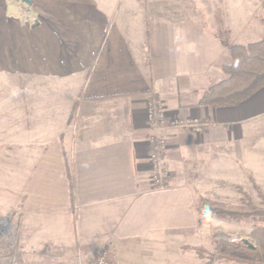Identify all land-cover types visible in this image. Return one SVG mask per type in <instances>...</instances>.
Returning a JSON list of instances; mask_svg holds the SVG:
<instances>
[{
  "label": "crops",
  "instance_id": "obj_1",
  "mask_svg": "<svg viewBox=\"0 0 264 264\" xmlns=\"http://www.w3.org/2000/svg\"><path fill=\"white\" fill-rule=\"evenodd\" d=\"M260 1L162 0L148 40L144 29L107 37L98 19L92 34L76 33L62 55L55 48L58 54L35 66L38 77L31 92L20 93L18 116L0 124L1 167L9 160L4 167L18 181L15 203L0 197L8 206L0 218L11 224L19 264H42L37 260L49 250L72 257L78 249L83 263L106 249L114 264H167L170 241L210 231L204 227L213 218L198 213V196L220 199L249 168H264V86L234 106L191 103L224 77L220 66L230 60L215 35L214 6L225 10L231 39L247 43L263 32V10L248 16L255 3L263 9ZM152 93L166 114L164 186L151 180Z\"/></svg>",
  "mask_w": 264,
  "mask_h": 264
},
{
  "label": "rangeland",
  "instance_id": "obj_2",
  "mask_svg": "<svg viewBox=\"0 0 264 264\" xmlns=\"http://www.w3.org/2000/svg\"><path fill=\"white\" fill-rule=\"evenodd\" d=\"M161 1L30 0V3H27L22 0H0V124L2 126L10 124L12 118L15 119V116H18L17 105L22 99L20 93L25 87L26 90L29 87L31 92L32 81L38 77L35 66L41 69V65H44L43 58L47 62L50 54H58L56 50H60L59 53L62 55L65 47H69V44L64 46L67 39L72 40L73 35L82 31L92 34L91 28L98 26L96 24L98 19L105 23L107 37L118 30L122 32L127 29H131L134 36L143 33V29L144 34L148 29V33L151 35V20L153 21L154 17H162L163 9L159 8ZM252 1L256 2V0ZM255 4L254 9L249 8V18L254 13L259 14L262 11V7H259L258 3ZM152 5L156 7L151 8ZM257 5L258 7H256ZM218 6L222 9L220 5ZM222 11L225 12L224 9ZM84 19L91 24H83ZM83 26L86 29L81 30ZM105 32L103 33L105 34ZM103 47L104 44L100 50ZM55 48L57 49L55 50ZM100 50L99 52H101ZM44 70L41 71L47 76L48 70ZM67 80L70 81V79H66L65 84ZM61 86L58 88L63 89V85ZM257 124L262 126L263 122L260 121ZM261 133L262 130L259 128L254 130L255 136ZM255 136L251 138L253 143L257 140ZM1 139L0 136V151L4 147ZM261 139L263 140L260 143L262 145H258V147L264 148V135ZM2 155L4 157V154L0 153V158ZM9 163V160L3 161L2 167L0 163V197H7V201L12 204L16 202L18 197L16 186L18 181L10 166L4 167ZM260 164L258 163V166H261ZM2 168L3 170H1ZM259 171L261 174L258 170L249 168L246 174L244 173L245 176L243 177L245 178H238L236 184L250 195L256 205L261 206L262 198L253 186V183L257 184L264 195V168H259ZM7 172L9 175H6ZM3 175L11 179L6 182L9 184L4 183ZM236 184L231 189L228 187L224 189L226 193L220 198L223 202L240 203L241 194L236 190ZM209 197L216 199L212 196ZM0 201L4 200L0 199ZM6 208H8L7 204L2 205L0 203V216L5 214L3 211ZM210 220L212 221H210L209 227H204L210 229L209 232H204L202 229L194 234H185L184 240L170 241L169 248L166 249V252L164 250V254H162L163 261L167 260V264H259V262H264V224L246 219L234 221L213 218ZM13 238L14 232L10 222L0 218V250L4 253H0V264H19L17 261L18 252ZM243 239H247L254 247L249 248L243 243ZM228 244L231 249L224 248ZM198 246L201 247L200 250L196 248ZM99 252L89 257L87 261L96 257ZM74 258L78 259L77 264H86L87 262L83 263L80 249L72 257L63 251L60 252V250H49V252L43 253L41 260L37 261H41L42 264H69L70 260L74 261Z\"/></svg>",
  "mask_w": 264,
  "mask_h": 264
},
{
  "label": "trees",
  "instance_id": "obj_3",
  "mask_svg": "<svg viewBox=\"0 0 264 264\" xmlns=\"http://www.w3.org/2000/svg\"><path fill=\"white\" fill-rule=\"evenodd\" d=\"M262 10L260 21L263 32L259 39L240 43L231 39L230 31L224 23L222 9L218 5L214 6L215 35L228 50L230 60L220 66L224 77L204 89L199 98L191 103L192 105L210 107L234 106L264 86V0ZM148 36L147 29L146 40L149 39ZM253 186L262 198L261 206L256 205L241 186H237L236 190L241 194L239 204L225 203L222 200L199 195L197 198L198 213L209 215L213 218L234 221L246 219L258 224H264V195L257 184L253 183ZM196 248L198 250L201 249L200 246ZM224 248L231 249V246L228 244ZM0 253L4 254L1 250ZM9 253H6V255H9ZM17 261L19 263V258ZM110 264H114V262ZM259 264H264V262H259Z\"/></svg>",
  "mask_w": 264,
  "mask_h": 264
},
{
  "label": "built area",
  "instance_id": "obj_4",
  "mask_svg": "<svg viewBox=\"0 0 264 264\" xmlns=\"http://www.w3.org/2000/svg\"><path fill=\"white\" fill-rule=\"evenodd\" d=\"M165 111L162 109L161 103L156 97L155 93H152L151 96L147 99V119L154 128L155 133L150 137L149 143L154 145V150L150 154L151 160V180L152 183L156 186L166 185V172L163 164V154L165 150V141L160 135L161 130L164 128L166 123ZM170 126H191L195 130H200L201 123L195 120L188 121H178L171 120L169 122ZM7 261V260H5ZM111 256L109 252L105 249L101 250L99 254L89 259L86 264H110Z\"/></svg>",
  "mask_w": 264,
  "mask_h": 264
},
{
  "label": "water",
  "instance_id": "obj_5",
  "mask_svg": "<svg viewBox=\"0 0 264 264\" xmlns=\"http://www.w3.org/2000/svg\"><path fill=\"white\" fill-rule=\"evenodd\" d=\"M22 1L30 3V0H22ZM243 243H245L249 248L254 247V245L251 242H249L247 239H243Z\"/></svg>",
  "mask_w": 264,
  "mask_h": 264
}]
</instances>
